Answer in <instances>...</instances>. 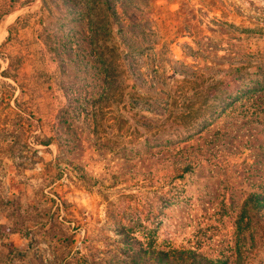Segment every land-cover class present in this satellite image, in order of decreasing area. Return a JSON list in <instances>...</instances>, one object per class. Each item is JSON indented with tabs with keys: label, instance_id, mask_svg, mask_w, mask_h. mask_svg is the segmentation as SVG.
I'll return each instance as SVG.
<instances>
[{
	"label": "rangeland",
	"instance_id": "1",
	"mask_svg": "<svg viewBox=\"0 0 264 264\" xmlns=\"http://www.w3.org/2000/svg\"><path fill=\"white\" fill-rule=\"evenodd\" d=\"M45 2L65 10L67 1ZM117 6H137L136 13L145 9L146 18L164 22L163 43L138 55L146 73H155L154 64L164 68L151 85L131 75L126 96L114 82L108 98L101 64L81 40V21L54 7L49 15L42 0H0V264H165L139 254L141 246L191 248L199 264H209L205 258L264 264V150L254 160L240 144L226 160L204 154L198 162L203 110L192 87H185L189 109L178 128L159 135L163 141L140 117L156 116L151 108L164 114L168 92L182 87L163 80L173 60L213 70L219 54L253 51L264 58L260 1L117 0ZM219 61L224 70L235 60ZM227 120L233 117L221 116L209 133ZM178 133L187 138L180 144L195 151L191 170L182 171L187 158L175 165L162 159ZM123 232L136 239L128 242Z\"/></svg>",
	"mask_w": 264,
	"mask_h": 264
},
{
	"label": "trees",
	"instance_id": "2",
	"mask_svg": "<svg viewBox=\"0 0 264 264\" xmlns=\"http://www.w3.org/2000/svg\"><path fill=\"white\" fill-rule=\"evenodd\" d=\"M65 1H67L65 10L62 9V6L54 5L52 7L60 15L71 14L74 21H81V24L84 25L81 40L89 44L90 53L88 55L91 57V61L101 64L106 83L105 94L108 98L113 94L111 91L114 82L116 83L115 92L121 96L128 95L129 90L128 92L124 91L125 87L123 88V86H128V80L133 74L139 75L142 81L149 85L154 84L153 79L157 75L156 72L159 69L162 70L164 66L154 64L155 68L152 69L155 73H146L139 64L138 55L149 44L163 43L165 32L159 33L158 29L163 26L164 22L157 21L159 16L146 18L144 16L145 9H141L140 14L135 12L137 6H132L129 11L119 10L117 0H87L86 3L81 0ZM42 2L47 8L46 13L53 14V8L46 4L45 0ZM154 9L155 12L159 11L156 5H154ZM143 35H154L155 37L149 39V37L144 38ZM196 43L198 55V41ZM207 45L211 46L209 43ZM204 53L206 54V52ZM217 56L218 60L213 61L211 67L213 70H210L209 65L200 67L184 60H173L172 64H169L165 69L169 73L166 75L170 82L166 76H163V80L169 85H173L174 82L179 83V86L182 87L173 94L172 91L168 92L171 99L165 107H161L165 111L164 114L157 111L159 108L155 110L151 108L150 111H153L156 116L147 117L141 114L140 117H143L144 121L152 126L153 134L157 135L156 139L163 141L159 135L165 129L168 132L167 127L178 128V121L183 115V110L189 109V100L185 104L184 98L189 99L192 97L190 96L192 93L193 96H198V109L203 110L198 116V162L201 155L204 154H208L210 158L217 161L226 160L229 151L237 150L240 144L243 146L241 151H250L256 160V157H259L257 150H264V58L261 52L253 51L246 52L243 57L236 53ZM123 58L128 60V66L125 65ZM219 59H232L238 63L229 61V67L218 70ZM2 73H6V71L2 70ZM185 87H192L194 91L187 92ZM132 98L136 99V95ZM228 115H231L233 120H227L224 128H218L209 133L221 116ZM179 135V133L178 136L173 134L175 138H168L169 144L172 146L168 144L163 146L164 156L162 159H169L170 164L171 162L174 164L187 158L182 171L191 170L193 161L196 160L195 151L190 152L186 146L181 145L180 143L187 142V138ZM44 143H48V140H44ZM262 156L264 157V155ZM179 176H182V173ZM250 195L257 196L254 192ZM259 196L264 199V192L259 193ZM123 233L127 241L131 243L133 241L131 238L134 236L128 232ZM140 251L139 254L142 256L163 259L165 264H172L173 261L178 264L200 263L198 252L191 248H169L166 250L148 249L141 246ZM205 259L209 264L216 261L217 264H226V260L219 258Z\"/></svg>",
	"mask_w": 264,
	"mask_h": 264
},
{
	"label": "built area",
	"instance_id": "3",
	"mask_svg": "<svg viewBox=\"0 0 264 264\" xmlns=\"http://www.w3.org/2000/svg\"><path fill=\"white\" fill-rule=\"evenodd\" d=\"M260 1V4H261V8L263 9L264 11V0H259ZM264 13V12H263Z\"/></svg>",
	"mask_w": 264,
	"mask_h": 264
}]
</instances>
